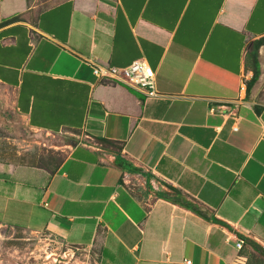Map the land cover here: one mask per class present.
<instances>
[{"label":"crops","instance_id":"1","mask_svg":"<svg viewBox=\"0 0 264 264\" xmlns=\"http://www.w3.org/2000/svg\"><path fill=\"white\" fill-rule=\"evenodd\" d=\"M40 4L0 0V86L70 144L53 168L0 162V226L94 264L264 263V103L246 69L264 0ZM137 57L163 96L92 73Z\"/></svg>","mask_w":264,"mask_h":264},{"label":"rangeland","instance_id":"2","mask_svg":"<svg viewBox=\"0 0 264 264\" xmlns=\"http://www.w3.org/2000/svg\"><path fill=\"white\" fill-rule=\"evenodd\" d=\"M43 8L57 0H38ZM256 46H255V44ZM257 56L258 76L251 88L258 89L257 99L264 103V38L252 41L246 69L251 71L252 53ZM64 135L47 136L29 128L12 106V95L0 86V162L55 167L68 149ZM250 255L251 264H264ZM94 264L96 255L76 249L49 231L30 232L0 226V264Z\"/></svg>","mask_w":264,"mask_h":264},{"label":"built area","instance_id":"3","mask_svg":"<svg viewBox=\"0 0 264 264\" xmlns=\"http://www.w3.org/2000/svg\"><path fill=\"white\" fill-rule=\"evenodd\" d=\"M92 73L99 79L110 80L132 88L145 96H163L155 87V70L144 57H137L124 66L102 65L91 61ZM243 241L238 240L237 246L241 247ZM190 263V260H186Z\"/></svg>","mask_w":264,"mask_h":264},{"label":"trees","instance_id":"4","mask_svg":"<svg viewBox=\"0 0 264 264\" xmlns=\"http://www.w3.org/2000/svg\"><path fill=\"white\" fill-rule=\"evenodd\" d=\"M262 38H264V36L261 37L260 39H262ZM255 46H256V44H255ZM252 61H253L252 76L247 81V93H248L251 85L255 82V80L257 79V76H258L257 56H256L255 52L252 53Z\"/></svg>","mask_w":264,"mask_h":264}]
</instances>
